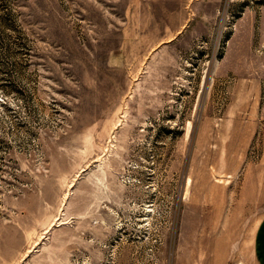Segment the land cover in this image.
Wrapping results in <instances>:
<instances>
[{
  "label": "rangeland",
  "instance_id": "obj_1",
  "mask_svg": "<svg viewBox=\"0 0 264 264\" xmlns=\"http://www.w3.org/2000/svg\"><path fill=\"white\" fill-rule=\"evenodd\" d=\"M264 0H0V264H256Z\"/></svg>",
  "mask_w": 264,
  "mask_h": 264
},
{
  "label": "crops",
  "instance_id": "obj_2",
  "mask_svg": "<svg viewBox=\"0 0 264 264\" xmlns=\"http://www.w3.org/2000/svg\"><path fill=\"white\" fill-rule=\"evenodd\" d=\"M252 254L256 264H264V217L256 227L253 236Z\"/></svg>",
  "mask_w": 264,
  "mask_h": 264
}]
</instances>
